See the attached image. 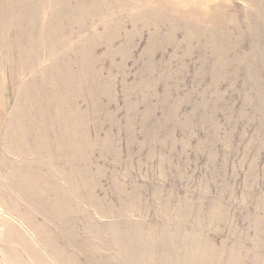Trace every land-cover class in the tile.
<instances>
[{
  "label": "rangeland",
  "instance_id": "374dc122",
  "mask_svg": "<svg viewBox=\"0 0 264 264\" xmlns=\"http://www.w3.org/2000/svg\"><path fill=\"white\" fill-rule=\"evenodd\" d=\"M0 264H264V0H0Z\"/></svg>",
  "mask_w": 264,
  "mask_h": 264
}]
</instances>
